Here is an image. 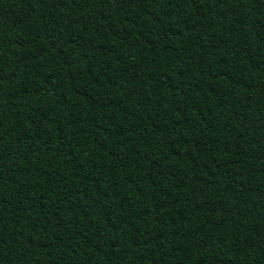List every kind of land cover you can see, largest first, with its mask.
I'll list each match as a JSON object with an SVG mask.
<instances>
[{"label":"trees","instance_id":"obj_1","mask_svg":"<svg viewBox=\"0 0 264 264\" xmlns=\"http://www.w3.org/2000/svg\"><path fill=\"white\" fill-rule=\"evenodd\" d=\"M0 264H264V0H0Z\"/></svg>","mask_w":264,"mask_h":264}]
</instances>
